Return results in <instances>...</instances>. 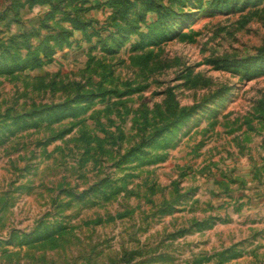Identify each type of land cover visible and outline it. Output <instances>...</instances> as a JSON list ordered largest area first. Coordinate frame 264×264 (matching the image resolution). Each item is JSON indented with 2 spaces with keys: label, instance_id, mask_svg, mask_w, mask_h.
Here are the masks:
<instances>
[{
  "label": "rangeland",
  "instance_id": "1",
  "mask_svg": "<svg viewBox=\"0 0 264 264\" xmlns=\"http://www.w3.org/2000/svg\"><path fill=\"white\" fill-rule=\"evenodd\" d=\"M0 264H264V0H0Z\"/></svg>",
  "mask_w": 264,
  "mask_h": 264
}]
</instances>
